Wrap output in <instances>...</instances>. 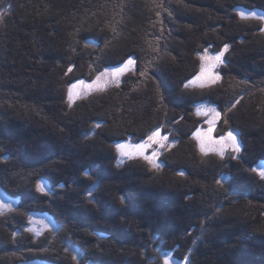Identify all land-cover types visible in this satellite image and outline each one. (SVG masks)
Returning a JSON list of instances; mask_svg holds the SVG:
<instances>
[{
	"label": "trees",
	"instance_id": "1",
	"mask_svg": "<svg viewBox=\"0 0 264 264\" xmlns=\"http://www.w3.org/2000/svg\"><path fill=\"white\" fill-rule=\"evenodd\" d=\"M243 10L264 0H0V190L19 202L0 214V264H264V24ZM205 52H224L221 77L194 87ZM129 59L121 84L69 101ZM201 105L240 152H201ZM156 130L162 166L119 163ZM35 216L55 228L29 231Z\"/></svg>",
	"mask_w": 264,
	"mask_h": 264
},
{
	"label": "rangeland",
	"instance_id": "2",
	"mask_svg": "<svg viewBox=\"0 0 264 264\" xmlns=\"http://www.w3.org/2000/svg\"><path fill=\"white\" fill-rule=\"evenodd\" d=\"M241 12H243L246 16H249L250 18H248V19L261 20L263 22V24H264V19L251 18L253 13L255 14L256 17H264V14L259 13V12H247V11H244V10L240 11V13ZM207 54L209 56L217 55V54H214V53H211V52H207ZM222 59L225 62L224 55H223ZM224 62L221 63V64H217V66L212 70L213 77L219 76V79H215L213 81H210L208 79V77L205 76V77H202L201 80H197L195 84H191V85L194 86V87H201V84H203V87H204V86L213 85L216 82H218L220 80V77H221V75L219 73V70L221 69V67L224 64ZM123 67L124 66H120L119 68H123ZM115 69H118V68H108V69L103 70V71L100 72V74L98 76L101 77L100 84L103 85L102 87H98L97 86L96 78L98 76L91 82H83V84H81V83L78 84L76 88H73V94H72V100L71 101L72 102H76L77 100H80V99H85L87 97L90 98L94 94L107 92V90L111 89L112 87H115V86L121 84L122 81H123V78L127 74H130L131 72H134L135 69H136V64L134 63V64H131V65H128V67L122 73H120L118 77H113L111 75V73ZM103 73H107L108 75H102ZM97 108H99V107H97ZM212 109H215V112L211 111ZM196 112H197V114L199 112L198 115L205 119V121H204L205 125L202 126L201 128H199L198 130H196L195 135H194L195 139L197 141V146L199 145L198 148L201 150V143L203 142V144L205 146V149L208 150L207 154H212V153H217L218 154V150L220 149L221 145L215 144V143H213V141L218 140L222 136V135H217V130H218L217 127H218V125H219V123L221 121L220 112L218 111V109H216L215 107L210 106V105H201L198 108V110H196ZM205 113H207V114H205ZM216 113H219L218 117L216 116ZM212 120L215 121V124H214V127L212 128V131H211V140H209L207 133H208V129L210 127L209 121H212ZM197 133H199V136H197ZM233 135L236 136V142L239 145L240 150H241V146H240V142L238 140L237 134L233 133ZM164 136H167V140L166 141H162L164 143V145H165L164 147H159L158 144H153V143L149 142V146L144 151V155H140L138 153H134L133 155H121V152H119L117 150L118 153H119V163L123 164L126 161H128L129 159H140V158H142L143 160L148 162V160H146L144 158V156H148L154 161L155 165H159V167L162 166V164L160 163V160H161L160 153L170 143V140H169L168 133H163L161 131H160V137L157 138L158 141H159ZM146 141H148V140H145V141L140 142V143H135L133 141H127V142L121 143L119 145H125L126 146L125 147V151H131L135 145L144 144ZM224 143L227 145V144L230 143V141H225ZM185 149L186 148H183L180 151H177V153H174V151L171 152V153L174 154V156H170V159L173 162H175L176 164H178V165H182V164L188 162L189 159L188 158L185 159L184 156H182V154L185 153V151H184ZM153 151H155V155L154 156H153ZM228 152H234V151H232V149L230 147H226L225 150H224L223 157ZM236 153H238V152H236ZM168 156H169L168 154H166V156H165L167 160H168ZM156 169H158V168H156ZM165 194L166 193H161L160 195L163 196ZM173 203L176 204V206H175L176 208L174 206H171V212L172 213L175 212L174 211L175 209H178L180 211V209H179L180 206L177 205L178 201H176L175 199L173 201L170 200L167 205H171ZM0 204H2V205H10L11 206V210H8L7 208H0V211H2L3 213H7V212H10L12 210L17 209L18 205H19V202L9 198L8 196H6V194L2 190H0ZM175 216L177 217L176 214H175ZM39 222H43V223H39ZM44 224H47L48 227L44 228L43 227ZM54 228H55V223L48 216H35L33 218L32 222H31V226H30V229H33L32 231L35 234H37V235H41L44 232H46V231H48L50 229H54ZM166 255H170L172 257V260L174 261V264H187L186 262H180V261L176 260L172 253H167V252H162V251L160 252V258L156 259L154 261L157 262V260H159V264H164V258H165ZM31 264H40V263H31ZM83 264H95V263H92V262L88 261V262H85Z\"/></svg>",
	"mask_w": 264,
	"mask_h": 264
},
{
	"label": "snow or ice",
	"instance_id": "3",
	"mask_svg": "<svg viewBox=\"0 0 264 264\" xmlns=\"http://www.w3.org/2000/svg\"><path fill=\"white\" fill-rule=\"evenodd\" d=\"M2 15H3V13H0V17H2ZM240 17H241V19L250 18L249 16H246L243 12L240 13ZM251 18L264 19V17H256L254 13L252 14ZM224 51H227V46H225ZM223 55H224V52H220V53H218L215 56H209L207 54V52H205L204 55L200 56L199 58L202 61L200 74L194 80L190 81L189 83L190 84H195L197 80H201V78L205 77V76H207L210 81H213L215 79H219V76L213 77L212 70L217 66V64H221V63L224 62L223 59H222ZM131 64H134V60L129 59L127 64H125L123 68L115 69L111 73V75L113 77H118L119 74L122 73L128 67V65H131ZM70 70L71 69H69V71ZM102 75H108V74L107 73H103ZM100 80H101V77L98 76L96 78V83H97L98 87H102L103 86V85L100 84ZM80 83L83 84V81H81ZM188 86H189V84H185V87H188ZM76 87H77V85H73L72 88H69V90H68V92H69V101L70 102L72 100L73 88H76ZM201 87H203V84H201ZM211 111L215 112V109H212ZM198 114H199V112H198ZM205 114H207V113H205ZM216 116L218 117L219 113H216ZM214 124H215L214 120L209 121L210 127H209L208 133H207L209 140H211V131H212V128L214 127ZM97 126H99V125H97ZM197 136H199V133H197ZM158 137H160V131L156 130V131H154L153 133H151L149 135L148 141H146L144 144L135 145L131 151H125V147H126L125 145L117 146V150L119 152H121V155H133L134 153H138L140 155H144V151L149 146V142H151L153 144H158L159 147H164L165 146L162 141H166L167 140V136H164L159 141L157 139ZM225 141H230V143L226 145L224 143ZM213 143L221 145L220 149L218 150V154L221 156V158H223L224 150H225L226 147H230L232 149V151H234V152H239L240 151V147H239V145L236 142V136L233 135V133L231 131L227 132L226 135H222L218 140L213 141ZM207 151L208 150L205 149V146H204V144L202 142L201 143V152L204 153L205 155H207ZM154 155H155V151H153V156ZM144 158L146 160H148L149 163H153L154 164V161L150 157L144 156ZM154 166L155 167H159V165H155V164H154ZM253 171H257L258 175L262 179H264V164L260 165L256 169H253ZM38 187H39V190L41 192L45 191V188H44L43 184L38 185ZM0 208H7L8 210H11V206L10 205H2V204H0ZM0 214H3V212L0 211ZM29 219L31 221V218H29ZM39 223H43V222H39ZM43 227L47 228L48 225L44 224ZM32 230L33 229H29V231H32ZM73 258L75 259V257H73ZM164 264H174V261L172 260V257L170 255H166L165 256Z\"/></svg>",
	"mask_w": 264,
	"mask_h": 264
},
{
	"label": "bare ground",
	"instance_id": "4",
	"mask_svg": "<svg viewBox=\"0 0 264 264\" xmlns=\"http://www.w3.org/2000/svg\"><path fill=\"white\" fill-rule=\"evenodd\" d=\"M85 81V80H84ZM3 122V121H2Z\"/></svg>",
	"mask_w": 264,
	"mask_h": 264
}]
</instances>
